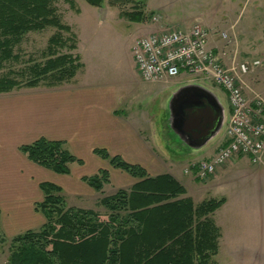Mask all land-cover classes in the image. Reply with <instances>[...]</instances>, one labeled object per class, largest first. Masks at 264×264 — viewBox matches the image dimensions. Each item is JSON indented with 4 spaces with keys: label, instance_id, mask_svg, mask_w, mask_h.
<instances>
[{
    "label": "crops",
    "instance_id": "1",
    "mask_svg": "<svg viewBox=\"0 0 264 264\" xmlns=\"http://www.w3.org/2000/svg\"><path fill=\"white\" fill-rule=\"evenodd\" d=\"M180 1L190 3V7L191 2L204 1L207 7L199 4L198 7L184 12L180 20L172 22V16L169 15L172 9L167 8V4L157 1L148 6L141 4V0H131L132 9L128 12L141 11L144 15L142 21L136 22L139 24L132 37L131 48L139 36L165 28H186L198 22L212 32L208 44L215 53L224 60L227 56L236 55V48H224L217 36L224 31L223 28H235V40L238 42L241 33L239 27L243 28V25L239 24L245 26L248 21H242L239 16L233 19L231 15L237 6L241 12L243 5L238 4L236 0H218L217 5L221 8L218 13L208 7V2L214 0ZM100 8L104 9L103 20L109 16L119 21L129 19L121 14L123 11L127 15V11L117 6ZM152 17L156 19L152 20ZM230 37L234 39L233 36ZM131 58L133 62L132 52ZM84 69L83 66L71 82L0 93V232L5 237L10 238L27 230H37L45 223V217L35 208V204L43 198L39 188L42 182L59 186L68 206L83 208L85 206L79 205L80 203L99 199V192L106 186L114 188L110 193L112 194L117 189H129L139 181L93 153L94 149H104L110 156L117 155L127 163L141 166L150 177L169 174L181 185L184 181L191 184V180H196L191 184L194 194L186 191L180 195V198H191L195 204L199 199L202 200V189L209 194L211 192V198L225 197L224 204L212 215L221 230L220 245H226L232 251H250L264 244V165L254 166L248 156L238 155L218 168V171L208 178L213 179L202 185H197L196 183L200 182L193 176L182 173L189 162L212 156L225 141L224 126L221 133L203 147L191 150L177 142L168 127L166 104L172 92L189 83L204 85L201 80L181 72L166 81L148 82L150 89L159 91L157 97L161 96V106L165 113L163 128L167 138L181 149L178 155L183 157L184 162L181 164L176 163L180 162L177 159L176 161L170 158L168 153H173V149L169 144L165 147L168 152L162 153L163 147L158 142L150 143L137 117V110L122 109L124 102H121L119 88L113 82L107 78L96 79L94 72L84 73ZM135 72L139 81L144 82L137 70ZM221 93L223 99L218 93L215 94L225 108V125L229 107L224 91L221 90ZM41 137L64 141L65 147L81 159L82 164L72 163L68 174H60L30 161L19 147ZM182 152L183 154H180ZM99 170H106L109 178L98 192L83 181V177ZM68 201L72 204H68Z\"/></svg>",
    "mask_w": 264,
    "mask_h": 264
},
{
    "label": "trees",
    "instance_id": "2",
    "mask_svg": "<svg viewBox=\"0 0 264 264\" xmlns=\"http://www.w3.org/2000/svg\"><path fill=\"white\" fill-rule=\"evenodd\" d=\"M52 1L0 0V69L21 62L14 48L24 34L46 26L70 31L55 16ZM86 1L96 6L102 0ZM127 15L131 20L143 18L141 11ZM75 44L53 34L42 63L0 74V93L69 81L82 66L79 56L70 52ZM64 47L67 51L61 52ZM19 150L35 164L60 174H68L72 163L82 164L61 140L41 137ZM93 152L139 181L99 198L110 212L106 221L91 209L67 207L59 186L40 183L43 198L35 208L45 223L9 239L0 232V244L9 240V264H214L211 257L217 252L219 230L210 214L223 198L195 205L189 197L180 198L185 188L171 175L150 177L141 166L110 156L104 149ZM108 178L106 170H99L83 181L99 192Z\"/></svg>",
    "mask_w": 264,
    "mask_h": 264
},
{
    "label": "rangeland",
    "instance_id": "3",
    "mask_svg": "<svg viewBox=\"0 0 264 264\" xmlns=\"http://www.w3.org/2000/svg\"><path fill=\"white\" fill-rule=\"evenodd\" d=\"M157 1L167 4V8L172 9L171 13H169V15L172 16V22H177L182 18V14L184 12L190 8L198 7L199 4L204 5V8L207 7L204 1L202 3L199 1L191 2V7L189 5L190 3L185 4L180 0H141V4L150 6ZM217 1L218 0L208 2L210 4L208 7L209 10L212 8L214 11L216 10L219 13L221 8L217 5ZM236 1L238 4L243 5V9L240 12V7L237 6L238 8L236 7V11H234L231 16L233 19L239 16V19L242 17V21H248V23L245 25L246 28L244 24H239V26L243 25V28L239 27L241 33H239L240 35L238 36L237 43L235 40V28L234 30L223 28L228 37L233 36L234 39H231L233 42H226L225 39H222L220 35H218L217 38L222 41L224 48H236L237 61L245 60L247 66L251 69L252 60L260 57L264 53V0ZM69 2L72 5H70ZM130 4L131 0H102L101 3L96 6L89 4L86 0H53L51 6L54 8L55 16L62 24L68 25L70 27V31H59L56 27L46 26L40 31H32L24 34L20 40V43L14 48V51L19 53L21 62H12L4 65L0 69V74L7 72V70L15 71L16 69L33 62L42 63L48 57V39L53 34L59 33L63 38H66L68 44L71 41H75L76 43L75 49L71 50L70 52L79 56V61L81 62L82 66L76 71L75 75L81 71L82 67L84 66V73L94 72V78H107L113 82L119 88L121 102H124L122 109L128 108L137 110V117L140 121L143 132L149 138L150 143L153 144V142H158L161 147H163L161 148L162 153L168 152L165 147H167L166 145L169 144L173 149V153H168L171 155L170 158L174 160L177 159L180 162L176 163L182 164L184 162L182 161L183 157L180 158L181 156H178L179 152H181V149H179L177 144L171 139L167 138L163 128L162 121L165 113H163L164 111L161 106V96L157 97L159 91H156L155 88L150 89V84L148 82L144 83L146 81H144L140 75L139 76L141 80L144 82L139 81V77L135 72L137 69L135 64H133L134 61L132 62L130 50L132 37L134 36L136 27L139 24L136 22L139 21L131 19L119 21L112 16L107 17L105 20L98 21L100 18L98 9L100 7L117 6L129 13L128 10L132 9ZM132 12L135 13L137 11L133 10ZM121 14L128 17V15H126V13L123 11ZM142 16L144 17L143 13ZM140 21H142V19ZM60 51L65 52L67 49L64 47ZM227 60L229 61L228 56L225 61ZM73 78L67 82H71ZM244 80L250 87H252L253 90L258 92L264 100V67L254 69L253 71L249 72L244 76ZM203 83L204 85L208 86L209 89L211 88L214 93H218V95L221 96V99H223L221 90L216 85L206 80H204ZM40 86L44 85L41 84ZM224 126L225 125H223V127ZM220 135L221 134L218 136L220 137ZM180 154H183V152ZM226 163L227 162H225L223 165ZM253 165L260 167L264 165V162L260 165ZM212 179L213 178H207L204 180L197 179L200 183L197 182L196 184H207ZM194 182H196V180H191V184ZM191 184H189L188 181L183 182V185H186L185 192L187 191L189 194H194V190L191 189ZM113 189L114 188H111L110 186L104 187L103 191L99 192L98 197L100 198L101 196L109 195L111 192H113ZM201 191L202 195L204 194L202 196V200L199 199V201H196V204L192 201L193 204L197 205L200 202L208 199H224L223 203L210 214L211 218L213 219L212 215L224 204L225 197L221 196L211 198V192L209 194L203 189ZM68 204L72 203L68 201ZM79 205L85 206L83 208L95 211L100 220L106 221L109 217L110 212L99 203L98 198L97 200L94 199L93 202H82ZM262 209V213L264 214V201H262ZM250 225L253 226L252 223H250ZM218 230V248L217 252L211 257L212 263L264 264V244L257 246L255 250L232 251L228 249L226 245L219 244L221 239V230L219 227ZM262 237L264 238V235ZM8 244L9 240H6L0 244V264H9L8 256L10 250L8 248Z\"/></svg>",
    "mask_w": 264,
    "mask_h": 264
},
{
    "label": "built area",
    "instance_id": "4",
    "mask_svg": "<svg viewBox=\"0 0 264 264\" xmlns=\"http://www.w3.org/2000/svg\"><path fill=\"white\" fill-rule=\"evenodd\" d=\"M152 17V20H155ZM209 29L195 22L189 27H171L139 36L131 52L135 67L146 82L166 81L185 72L196 79L213 83L224 91L229 107L224 127V143L210 157L189 162L182 170L198 180L215 174L235 156H248L250 162H264V100L244 80L254 69L264 67V53L252 60L225 61L208 44ZM219 35L231 41L224 31Z\"/></svg>",
    "mask_w": 264,
    "mask_h": 264
},
{
    "label": "water",
    "instance_id": "5",
    "mask_svg": "<svg viewBox=\"0 0 264 264\" xmlns=\"http://www.w3.org/2000/svg\"><path fill=\"white\" fill-rule=\"evenodd\" d=\"M100 21L104 9H99ZM168 127L177 142L191 150H198L222 129L225 108L218 96L200 83L177 88L167 104Z\"/></svg>",
    "mask_w": 264,
    "mask_h": 264
}]
</instances>
